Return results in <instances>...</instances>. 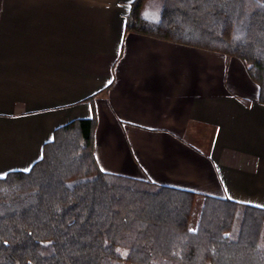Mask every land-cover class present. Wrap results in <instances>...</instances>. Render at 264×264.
<instances>
[{
    "label": "crops",
    "instance_id": "1",
    "mask_svg": "<svg viewBox=\"0 0 264 264\" xmlns=\"http://www.w3.org/2000/svg\"><path fill=\"white\" fill-rule=\"evenodd\" d=\"M132 1L0 0V176L95 114L103 171L264 208L258 85L237 57L126 31Z\"/></svg>",
    "mask_w": 264,
    "mask_h": 264
},
{
    "label": "trees",
    "instance_id": "2",
    "mask_svg": "<svg viewBox=\"0 0 264 264\" xmlns=\"http://www.w3.org/2000/svg\"><path fill=\"white\" fill-rule=\"evenodd\" d=\"M147 1L126 31L239 58L264 104V0H163L155 19ZM96 128L61 125L29 170L0 176V264H264V208L105 172Z\"/></svg>",
    "mask_w": 264,
    "mask_h": 264
},
{
    "label": "rangeland",
    "instance_id": "3",
    "mask_svg": "<svg viewBox=\"0 0 264 264\" xmlns=\"http://www.w3.org/2000/svg\"><path fill=\"white\" fill-rule=\"evenodd\" d=\"M162 2L163 0H148L142 8L143 15L153 19L158 18L162 8ZM199 208L200 203H197L194 211L195 216L198 214Z\"/></svg>",
    "mask_w": 264,
    "mask_h": 264
}]
</instances>
